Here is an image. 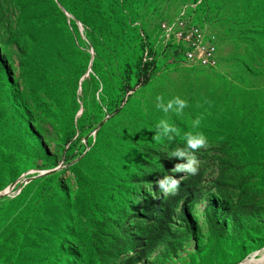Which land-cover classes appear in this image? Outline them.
<instances>
[{
    "label": "rangeland",
    "instance_id": "rangeland-1",
    "mask_svg": "<svg viewBox=\"0 0 264 264\" xmlns=\"http://www.w3.org/2000/svg\"><path fill=\"white\" fill-rule=\"evenodd\" d=\"M182 22L216 37V66L172 61ZM165 118L181 136L156 142ZM187 131L208 147L165 197ZM9 187L0 264H264V0H0Z\"/></svg>",
    "mask_w": 264,
    "mask_h": 264
},
{
    "label": "clouds",
    "instance_id": "clouds-1",
    "mask_svg": "<svg viewBox=\"0 0 264 264\" xmlns=\"http://www.w3.org/2000/svg\"><path fill=\"white\" fill-rule=\"evenodd\" d=\"M156 108L162 111L167 117L169 113L174 114L176 117H182L184 110L189 107L187 99L180 96H174L167 101L163 95L156 96ZM200 123L199 118L192 122V126L198 127ZM155 135L153 140L160 142L164 138L169 141L174 140L176 137L181 136V129L175 123L170 122V118L159 120L155 126ZM182 139L186 142V148H176L170 153V158H178L184 162L176 163L171 169L172 173H182L178 178L173 175L164 176L163 178L155 181L162 195L175 196L179 194L180 184L184 179V174L195 176L199 173L200 161L193 154L199 149L208 147V139L202 133H193L187 131L183 133Z\"/></svg>",
    "mask_w": 264,
    "mask_h": 264
},
{
    "label": "built area",
    "instance_id": "built-area-1",
    "mask_svg": "<svg viewBox=\"0 0 264 264\" xmlns=\"http://www.w3.org/2000/svg\"><path fill=\"white\" fill-rule=\"evenodd\" d=\"M182 23L177 27L180 32L172 33L175 35V42L171 47H168L172 61L181 64L193 63L194 66L199 67L216 66L219 60L217 58L219 45L216 37L209 36L199 25ZM175 43H181L182 47L176 49ZM206 43L208 46H204ZM191 66L193 65L191 64Z\"/></svg>",
    "mask_w": 264,
    "mask_h": 264
},
{
    "label": "bare ground",
    "instance_id": "bare-ground-1",
    "mask_svg": "<svg viewBox=\"0 0 264 264\" xmlns=\"http://www.w3.org/2000/svg\"><path fill=\"white\" fill-rule=\"evenodd\" d=\"M11 189V187L5 189V191H9ZM254 257H259V259L264 260V248H262L260 251L255 252L253 255H251V258ZM239 264H246V262L244 261L243 263H239Z\"/></svg>",
    "mask_w": 264,
    "mask_h": 264
},
{
    "label": "water",
    "instance_id": "water-1",
    "mask_svg": "<svg viewBox=\"0 0 264 264\" xmlns=\"http://www.w3.org/2000/svg\"><path fill=\"white\" fill-rule=\"evenodd\" d=\"M9 193H10V191H5V189H3L2 191H0V198L9 194Z\"/></svg>",
    "mask_w": 264,
    "mask_h": 264
}]
</instances>
